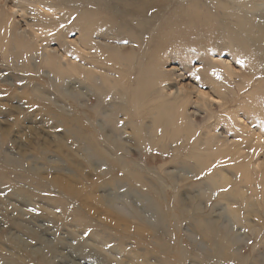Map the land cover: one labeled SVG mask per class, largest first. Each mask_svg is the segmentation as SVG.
Here are the masks:
<instances>
[{"label":"rangeland","instance_id":"obj_1","mask_svg":"<svg viewBox=\"0 0 264 264\" xmlns=\"http://www.w3.org/2000/svg\"><path fill=\"white\" fill-rule=\"evenodd\" d=\"M249 4L253 20L264 26V2ZM12 17L0 0V264H264V162L257 168L242 156L256 162L264 149V66L245 64L258 56L243 47L234 23L212 18L225 33L211 34L201 25L189 45H182V36L172 38L160 53L136 43L131 52L123 35L130 29L120 27L101 37L122 48L120 65L109 63L115 59L106 48L98 52L105 58L99 65H85L93 68H85L90 75L68 69L59 80L39 66L38 55L34 68L15 64L12 55L32 45L10 32ZM34 17H18L15 26L19 20L31 31ZM76 24L39 29L57 38ZM70 33L69 41L79 39V31ZM220 57L233 67L225 90L200 70L206 68L202 60ZM176 91L182 92L177 100L171 97ZM132 98L140 100L143 114ZM161 108L166 114L155 121ZM192 110L199 114L189 115L188 135L174 137V118ZM214 123L215 134L235 142L233 149L208 140ZM90 132L94 150L85 140ZM152 136L160 148L151 145ZM186 139L200 159L219 155L227 162L196 176L173 159L188 151L171 148ZM211 173L251 197L253 209L247 212L245 198L240 221L231 215L235 205L221 198L228 189L215 190Z\"/></svg>","mask_w":264,"mask_h":264},{"label":"bare ground","instance_id":"obj_2","mask_svg":"<svg viewBox=\"0 0 264 264\" xmlns=\"http://www.w3.org/2000/svg\"><path fill=\"white\" fill-rule=\"evenodd\" d=\"M61 1L65 2L64 5H57L53 0H32L30 2L28 0H1L4 10L13 15L11 23L15 28L10 32H15L14 35L19 36L23 40L27 39L30 42V45H32L25 54H23L24 51L22 52L19 50L12 55V57L16 59L15 64L17 66H20V64L23 63L24 68L31 69L34 68V65L37 64V62H39L40 67L49 71L51 75L59 80L66 79L64 76L68 74V69H79L82 73L84 72L88 76L91 71L86 70L85 68L93 69V64L99 65L101 60H104L105 58L103 55H99L98 52H105L104 50L106 48L107 50H111V53L109 54H111V56L115 59L111 61L109 60L110 64L114 63L116 65H120L119 62H122V59L119 57L121 54L120 49L122 48H111L104 44L101 40L102 36L109 35L113 32L119 33L120 27L130 29V32L127 30V32L123 33V35L125 36L124 39H126V37L130 39L131 46L128 47V50L131 52L135 53L136 48L134 43H136L140 49L150 45L156 49L158 53H160V51H165L169 48L168 42L171 41L172 38L182 36V45H189L190 43H188V41L191 39L193 42V36H195V32L199 29L201 30V25L205 26L206 30L211 34H216V32L220 34L225 33L224 30H218V28L209 21L212 18H215V21L220 19L224 24L226 22H232L237 26V32L235 31V34L237 33L240 35L243 47L252 56H258L257 59L253 58L254 56L249 57L245 64H251L250 68H258V64H261V67L264 66V26L253 20L251 14L252 8L250 7L251 4H249L250 2L253 4L259 1L264 2V0H230L225 2H221V0ZM8 3H12L14 8L9 7ZM69 4L71 5V8L77 6L75 7L76 9H82L83 11L79 12L77 10L70 9ZM255 8H257V6ZM64 9L67 10L66 13L60 11ZM74 12H78V17H73ZM29 15L35 16L33 18L31 31L21 29L19 25L22 23L19 20H17V24L15 26V19L18 17L25 19ZM74 20H77V24L74 28L66 31V33L64 30L60 31L57 38H55L54 35L48 34L46 31H41L39 29L54 26L55 30L57 28H61L66 22ZM73 29L80 32V37L78 40L69 41L68 35L71 31H73ZM62 33H65V36H61ZM12 37L13 36H9L8 39ZM146 40L148 41L146 42ZM14 43L10 41L8 46L11 47ZM52 44H56L57 48H55ZM38 45H40V48H37ZM36 55H38L39 61L33 63V60H37L35 58ZM134 56L135 54L133 55V58ZM8 57L10 56H4V58ZM202 62L203 66H206V68H196V70L200 69L201 72L210 73L217 82L216 84H218L221 89L225 90L226 86L223 81L228 79V73L231 74L233 71V67L230 66L229 62L222 57L214 61L208 58L202 60ZM233 62L237 64L236 61ZM85 65H90L92 67H85ZM187 67L190 68L189 66ZM261 71L264 72V68ZM223 72L227 73L226 77ZM218 75L221 77L220 80H217ZM104 78L108 80L112 79L109 77ZM121 81L122 80L116 81L118 86L126 88L130 85L125 82L121 84ZM213 94H215V91ZM181 96V91H176L174 94H171V97H176L175 100L181 98ZM120 97H126V94L123 92ZM210 99L211 96L208 95L207 101L211 102ZM131 102L135 106V111L138 115L144 113L143 108L139 106V99L132 98ZM34 104H36V100ZM165 114V109L161 108L159 115L155 116V121L162 120ZM190 114L197 115L199 114V111H185L183 114L174 118L175 127L178 130L174 137H186V135H188L189 132L185 126L190 123L188 120ZM144 116H146V114ZM216 127L217 125L215 123L209 127L208 134H212V137H207L208 140L212 143V145H218L217 147L230 149L235 142L229 137H225L224 132H216L215 134L214 129ZM229 135L231 136L232 134ZM94 138L95 137L91 132L87 134L86 139L84 138L88 145L91 146L90 149L92 150L95 148V142H93ZM152 138L153 141L151 145L154 148H160L158 140L153 136ZM261 138L263 137L261 136ZM216 142L218 144H216ZM174 144H172V146ZM190 145V139H186L185 141H181L180 146L177 144L171 147L169 144L168 147L174 148L173 150L179 148L188 150L187 152H183L182 155L176 154L173 159L175 161L181 159V163L188 165L197 172L196 176L198 174L200 175L205 173V171L215 163L219 164L227 162L226 159H223L219 155H211L210 158L200 159L201 153L197 151L195 147ZM231 148L233 149V147ZM260 150L262 154H260L259 158L262 159V161H260V159L256 162L253 161V159L250 160L251 155L246 154L242 155L244 156L243 160H246L249 164H255V167L259 168L264 162V149L260 148ZM190 162H193L194 164L190 166ZM257 162H262V165L259 163V166H257ZM231 167L232 166L229 168L231 169ZM219 169L224 168L220 167ZM203 175L207 176V174ZM132 176L135 177L134 174H132ZM208 176H210L209 180L215 190H219L224 187L228 189H224L221 192V198L222 200L232 202L235 205L231 209V215L234 221H240L243 203L245 206L248 202L249 205H246V209H248L247 212L250 213L249 210L253 209L252 204L249 203L251 197L247 198L240 186L231 184V182H229L224 175L218 176L216 173H211ZM241 179L242 178L240 177V181ZM242 180L249 184V180ZM253 186L254 185H251V190L253 189ZM211 227L212 226H208V230H212ZM207 238H210V236H207Z\"/></svg>","mask_w":264,"mask_h":264}]
</instances>
